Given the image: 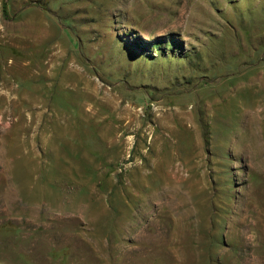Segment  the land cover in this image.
<instances>
[{
  "label": "rangeland",
  "instance_id": "374dc122",
  "mask_svg": "<svg viewBox=\"0 0 264 264\" xmlns=\"http://www.w3.org/2000/svg\"><path fill=\"white\" fill-rule=\"evenodd\" d=\"M0 264H264V0H0Z\"/></svg>",
  "mask_w": 264,
  "mask_h": 264
},
{
  "label": "bare ground",
  "instance_id": "6f19581e",
  "mask_svg": "<svg viewBox=\"0 0 264 264\" xmlns=\"http://www.w3.org/2000/svg\"><path fill=\"white\" fill-rule=\"evenodd\" d=\"M117 105H118V103H117ZM129 108H130V107H129ZM129 108L126 107V108L123 109V111H129V110H130Z\"/></svg>",
  "mask_w": 264,
  "mask_h": 264
}]
</instances>
